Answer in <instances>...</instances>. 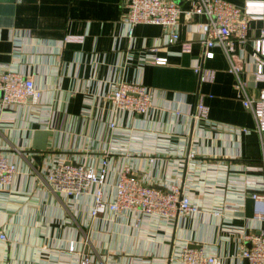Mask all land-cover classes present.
<instances>
[{
  "label": "crops",
  "instance_id": "crops-1",
  "mask_svg": "<svg viewBox=\"0 0 264 264\" xmlns=\"http://www.w3.org/2000/svg\"><path fill=\"white\" fill-rule=\"evenodd\" d=\"M174 1L182 10L190 8L187 0ZM227 1L248 15V38L257 37L264 0ZM125 2L0 0V69L26 73L42 93L40 107L0 105V149L18 169L0 189V230L7 237L0 242V264H75L74 255L66 253L72 240H87L86 249L98 264H178L174 255L185 243L215 251L221 264H248L238 256L240 232L264 231V218L250 196L254 188L242 185V180L263 179L264 144L241 104L227 55L215 47L213 58L202 62L197 24L204 17L181 13L180 39L192 41V50L181 52L178 43H165L159 25L138 24L129 39L121 21ZM66 35L83 36V41L63 43ZM233 42L231 57L241 61L239 44ZM153 45L166 64L145 62ZM242 48L249 58L251 43ZM201 62L215 71L213 81H199L193 65ZM253 68L250 64L240 74L250 94L264 86L254 81ZM122 79L152 89L147 114L112 110L105 93ZM199 95L211 120L251 131L231 134L201 125L193 118ZM41 108L49 114L42 117ZM38 129L51 131L46 152L34 145ZM179 150L194 156H181ZM105 153L110 158L108 199L119 172L129 167L158 189L179 183L201 204L202 213L163 218L105 212L91 218V195L68 196L49 187L46 174L55 163L96 166Z\"/></svg>",
  "mask_w": 264,
  "mask_h": 264
},
{
  "label": "built area",
  "instance_id": "built-area-1",
  "mask_svg": "<svg viewBox=\"0 0 264 264\" xmlns=\"http://www.w3.org/2000/svg\"><path fill=\"white\" fill-rule=\"evenodd\" d=\"M190 8L182 10L174 0H126V11L121 21L127 26V37L131 39L134 27L138 24L159 25L164 31V41L167 45L178 43L181 52L192 50V41L181 40L177 25L181 13L185 17L193 15L204 17L197 24L199 32V44L202 49V62L212 59L213 48L219 47L227 55L230 67L229 71L235 78V89L238 91L240 101L244 109L248 110L254 119L253 130L260 136L264 144V86L259 87L254 94L247 92V82L240 74L244 69L253 65V79L255 82L264 83V12L261 15L263 26L257 37L248 38L247 26L248 15L242 8L227 0H187ZM63 43L83 41V36L66 35ZM234 40L239 44V57L241 61L231 57L234 51ZM250 42L252 52L249 58L243 55V45ZM20 43H16L14 49L18 50ZM157 45L148 48L144 59L147 63L164 65L166 57L154 54ZM128 56V52H126ZM195 63L193 70L200 82H211L215 77V71L203 66V63ZM153 91L150 87L135 80H118L105 97L115 113H137L147 114L152 108ZM42 93L36 88L33 78L17 69H0V105H24L33 107L40 105ZM40 107V106H39ZM42 117H45L44 108H41ZM174 114L180 113L178 108ZM47 114H49L47 112ZM193 118L201 125L207 126L213 131L224 130L228 133H249L251 129L238 127L213 121L209 118V108L199 95ZM110 129L115 128L112 121ZM181 156L193 157L194 154L185 150H179ZM16 164L11 161L3 150L0 149V189L8 186L17 173ZM110 170V158L107 153L103 154L96 166H90L82 162H58L52 165L46 180L49 187L64 195L89 194L93 198V204L89 211L91 218H95L105 212L148 215L156 217H178L183 215H196L202 213L200 203L193 202L190 195L181 189L179 183H172L167 189L152 187L134 176L129 167H123L113 186V197L108 199L105 194V185ZM243 187H250V193L257 207L258 217L264 218V177L261 182L248 183L242 180ZM222 212L214 210L213 214L218 216ZM239 237L241 244L238 256L245 259L248 264H264V231L259 234L241 231ZM7 240L6 234L0 230V242ZM248 243V244H247ZM87 240L82 243L69 241L66 247L67 254L74 255L75 264H98L94 261L86 249ZM174 258L178 264H221L215 251L206 248L190 247L187 243L181 245L176 251Z\"/></svg>",
  "mask_w": 264,
  "mask_h": 264
},
{
  "label": "water",
  "instance_id": "water-1",
  "mask_svg": "<svg viewBox=\"0 0 264 264\" xmlns=\"http://www.w3.org/2000/svg\"><path fill=\"white\" fill-rule=\"evenodd\" d=\"M51 134L49 129H38L34 133L36 150L46 152V139ZM37 159L39 157L35 156Z\"/></svg>",
  "mask_w": 264,
  "mask_h": 264
}]
</instances>
